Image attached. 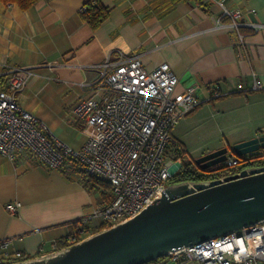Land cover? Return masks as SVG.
Returning <instances> with one entry per match:
<instances>
[{"label":"crops","instance_id":"obj_1","mask_svg":"<svg viewBox=\"0 0 264 264\" xmlns=\"http://www.w3.org/2000/svg\"><path fill=\"white\" fill-rule=\"evenodd\" d=\"M87 1L43 0L28 10L0 1V90L11 68L32 69L17 101L48 125L53 138L83 147L89 131L74 107L93 94L107 62L133 55L148 71L168 64L180 78L176 96L199 86L202 104L172 132L189 154L197 138L213 144L204 156L221 149L222 138L234 146L262 135L264 29L252 25H264V0H224L244 15L240 33L248 56L231 20L220 17V0H100L111 13L95 30L81 16ZM256 82L261 89H254ZM217 85L221 97L214 98ZM65 170H50L27 155L13 162L0 154V241L11 239L12 253L35 258L62 248L71 222L111 202L110 188L90 190L71 165ZM15 202L20 207L13 215L7 206Z\"/></svg>","mask_w":264,"mask_h":264},{"label":"built area","instance_id":"obj_2","mask_svg":"<svg viewBox=\"0 0 264 264\" xmlns=\"http://www.w3.org/2000/svg\"><path fill=\"white\" fill-rule=\"evenodd\" d=\"M217 3L220 17L231 20L248 56L240 33V28L247 25L243 13L230 10L224 0ZM252 26L264 29V25ZM34 75L32 69L11 68L0 90V154L13 162L27 155L50 170L76 163L80 170L107 182L112 194L111 202L80 219L62 248L130 220L153 205L181 168V146L172 132L182 118L202 104L199 86L176 96L180 78L168 64L148 71L139 55L118 63L107 62L93 94L73 109L76 120L85 132L89 131L83 147L75 149L53 138L44 121L18 104V95ZM261 88L262 83L256 82L254 89ZM213 97H221L218 85ZM241 160L230 154L224 165L236 166ZM19 207L15 202L7 209L16 215ZM95 221L99 222L96 226ZM11 246V239L0 241V262L29 259L12 253ZM62 248L55 245V251ZM168 258L173 264H264V223L180 248Z\"/></svg>","mask_w":264,"mask_h":264},{"label":"water","instance_id":"obj_3","mask_svg":"<svg viewBox=\"0 0 264 264\" xmlns=\"http://www.w3.org/2000/svg\"><path fill=\"white\" fill-rule=\"evenodd\" d=\"M264 134L196 160L221 169L230 154L264 157ZM264 223V166L215 180L170 183L138 216L48 254L0 264H148L174 251Z\"/></svg>","mask_w":264,"mask_h":264},{"label":"trees","instance_id":"obj_4","mask_svg":"<svg viewBox=\"0 0 264 264\" xmlns=\"http://www.w3.org/2000/svg\"><path fill=\"white\" fill-rule=\"evenodd\" d=\"M4 4H15L18 5L22 10H28L37 3L43 0H0ZM48 1V0H47ZM111 8H108L102 4L100 0H89L87 1L82 10L81 16L83 20L91 26L93 30L98 29L110 16ZM1 81V78H0ZM187 152L182 151L180 148L178 153V159L182 161L181 168L179 171L172 177L169 181L170 183H181L186 181H204V180H215L221 177L231 175L234 173L239 172L245 167L253 165L257 162L255 159H242L241 162L236 166H223L219 170L215 171H203L200 169L199 166L196 165L194 162L187 161ZM71 168L80 174L82 178V182L85 187L90 190L98 191L101 186L104 189H109L110 185L107 182H104L100 178L94 175H89L86 172L79 169L76 163L71 164ZM62 171H66L62 169ZM212 178V179H211ZM79 220L71 222L75 227ZM166 258H161L156 261L150 262L148 264H161L165 261Z\"/></svg>","mask_w":264,"mask_h":264},{"label":"rangeland","instance_id":"obj_5","mask_svg":"<svg viewBox=\"0 0 264 264\" xmlns=\"http://www.w3.org/2000/svg\"><path fill=\"white\" fill-rule=\"evenodd\" d=\"M262 134H264V132L262 131L261 132ZM222 140H223V147L222 148H228L229 150H230V152L232 151V149H233V145H232V142H230L229 141V139H226V138H222ZM204 143H206L205 145H204ZM204 145V146H203ZM209 145V146H208ZM195 149L196 150H193V151H196V152H194V153H190L189 154V152H187V150L183 147V146H181V149H182V151H185V152H187V154H188V156H187V161H190V162H196V160L198 159V158H200V157H202L201 155H200V153L201 152H207V151H209L210 149H211V147H213V144H210L209 143V140H200V139H196L195 140ZM204 147V148H203ZM206 147V148H205ZM214 151H216V150H213V152ZM211 153V152H210ZM163 262H169V258H166L165 259V261H163ZM162 262V263H163ZM161 263V264H162ZM170 263V262H169ZM164 264V263H163Z\"/></svg>","mask_w":264,"mask_h":264},{"label":"flooded vegetation","instance_id":"obj_6","mask_svg":"<svg viewBox=\"0 0 264 264\" xmlns=\"http://www.w3.org/2000/svg\"><path fill=\"white\" fill-rule=\"evenodd\" d=\"M262 152H264V151H262ZM255 160L257 161V162H255L253 165H251V166H248V167H246V168H252V167H262V166H264V157H261V158H255ZM245 169V168H244ZM203 171H212V169H207V170H203ZM212 179V178H211ZM213 180V179H212Z\"/></svg>","mask_w":264,"mask_h":264}]
</instances>
